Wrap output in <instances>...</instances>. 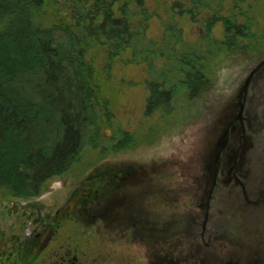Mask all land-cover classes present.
<instances>
[{
	"label": "flooded vegetation",
	"instance_id": "af4514ba",
	"mask_svg": "<svg viewBox=\"0 0 264 264\" xmlns=\"http://www.w3.org/2000/svg\"><path fill=\"white\" fill-rule=\"evenodd\" d=\"M185 2L192 10L201 11L197 15L200 17L194 18L195 13H189L182 9L183 4L175 3L172 18L185 15L192 21L196 19L194 24L201 25L197 43L190 50L193 54L209 57V64L203 70L206 78L213 81L212 85L216 79L211 74L212 63L221 60L227 66L232 57L242 60V55L251 58L258 54L252 63L247 61L249 66L245 61H239L244 69L252 68L240 85V93L244 92L243 85L264 67V26L257 28L249 17L251 13L238 4L225 9L220 0ZM251 2L264 10V0ZM219 27L222 39L211 34ZM155 48L159 51L157 53L155 49V55L171 52L162 43ZM129 49L133 53L137 50ZM194 71H198V66H194ZM183 81L182 78L174 80L169 87L172 103ZM150 85L160 86L159 92L168 90L158 82ZM150 85L147 101L151 99ZM179 94L183 95L182 89ZM202 97L196 92L194 97L183 99L199 106ZM242 99L240 96L238 100ZM186 114L184 110L181 116ZM195 114L198 117L199 111ZM242 114L245 120L246 108ZM241 132H244L243 128ZM125 135L114 141L112 153L121 155L127 151L129 142ZM142 143L135 144L133 148L136 149L132 152L140 150ZM181 162L184 164L181 159L172 167L174 176L157 178L154 175L157 172H150L146 164H118L114 170L105 171L103 164L96 162L85 172L77 170L76 175H72L69 169L46 179L27 199L0 189L4 195L0 197V264H264V222L260 218L251 223L243 217L247 208L264 210V204L258 199V195L263 197L258 187L260 179L249 175L240 178L239 182L231 180L229 164H225L224 178L216 181L214 192L208 195L204 191L198 192L200 183L196 177H183L185 165L180 166ZM249 180H255L251 185L252 195L246 192ZM184 183L196 184L197 188L186 191ZM210 185L206 182L207 188L210 189ZM236 188H240L244 196L242 205L236 195H232ZM249 197L255 201H248ZM232 198L233 204L229 202ZM247 204L250 207H246ZM182 217L189 218L183 228L180 225ZM254 219L250 218V221ZM180 238L185 240L186 249L177 242ZM171 239L174 242L167 246ZM174 252L179 255L177 260Z\"/></svg>",
	"mask_w": 264,
	"mask_h": 264
},
{
	"label": "trees",
	"instance_id": "16d2710c",
	"mask_svg": "<svg viewBox=\"0 0 264 264\" xmlns=\"http://www.w3.org/2000/svg\"><path fill=\"white\" fill-rule=\"evenodd\" d=\"M47 2L0 0V189L23 198L34 195L46 179L69 170L84 147L95 144L97 115L108 105L100 76L110 71L117 52L133 46L139 36V29L130 27L125 6L117 8L120 17H115V0H63L75 16L55 11L58 19L45 26L41 12ZM99 48L112 52L101 67L96 65L102 58ZM141 51L147 55L150 50ZM152 55L164 60L163 54ZM208 58L188 50L168 59L178 68L176 76H184V86L194 74L206 78ZM150 87L147 111L172 103L171 89ZM199 90L193 88L189 98Z\"/></svg>",
	"mask_w": 264,
	"mask_h": 264
},
{
	"label": "rangeland",
	"instance_id": "374dc122",
	"mask_svg": "<svg viewBox=\"0 0 264 264\" xmlns=\"http://www.w3.org/2000/svg\"><path fill=\"white\" fill-rule=\"evenodd\" d=\"M47 1V4H45L41 12L43 18L42 24L45 26H50L56 22L58 18H55V11L58 12V14L65 13L66 17L72 18L75 16L72 7L69 9L63 6V0H60V4L58 3L59 0ZM115 1L113 7L115 17H120V13H118L116 9L125 6L124 10L128 12L130 15L129 18L132 20L130 21L131 27L139 29V36L136 37L137 41H132L131 44H133V46L130 45V48H133V50L137 48L135 60H131L133 51L126 48L125 51L117 52L119 55L117 59L110 60L112 64L110 71L106 75L101 74L100 85L105 90L104 93L102 92V98L108 103L107 109L104 112L99 109L101 113L97 115L95 122L96 126L92 133V136H95L92 140L95 144L92 143L84 147L78 161L70 168V174L76 175L75 173L78 172L77 170H79L80 173L81 171L85 172L94 167L97 164L96 162H101L105 171L114 170L113 167L118 164H146L150 167V172L153 170L157 172L154 173L156 178L164 176L172 177L174 176V169L172 167L177 165L176 163L181 160V157L184 159L188 154L191 155L189 151L193 150L192 148L194 145H192V142H196V138H199V146H201V139H205L204 136L208 132V129L214 125V120L219 112H222L229 104L234 106V104L241 102V100L237 99L240 97V91H242L239 88L252 68L248 67L244 69V67L240 65V62L245 61L249 66L247 61L252 63L255 61L258 54L251 58L242 55V60L238 57H232L228 59L229 65L227 66L226 63L221 60L216 64L212 63L213 69H211V74L212 77H216L214 80L215 85H212L213 81H210L211 85L206 86L207 78L204 76L203 79L199 76L196 78L191 77L189 80H185L188 83L187 85L182 86V88L180 87L183 91V95L179 94L181 89H178L177 96L173 100V103H170L167 107L166 104L163 106L160 104L158 107H154L147 111L146 102L149 97L148 85L158 82L169 89L174 80L176 81L179 78L184 80L183 75L179 76L177 74L176 77L174 69L178 68L172 65L168 58L180 57L186 53L185 49L190 50L194 48L202 30L201 25L193 23L196 19L192 21L189 17V20L185 15H180L179 18H172V16H174L172 6L175 3L180 5L183 4L182 9L189 11V13H195L194 18L200 17H197V15H199L201 11L189 8L190 6L186 4L185 0ZM220 1H223L222 3L225 9H232L238 4L244 11L251 13L248 15L250 19L254 21L257 28L261 27L262 29V25L264 26V10L255 7L253 5L254 2H251L252 0ZM249 7L252 9H249ZM256 10L257 13H254ZM185 11H183L182 14H184ZM176 12L178 13V11ZM204 15L205 14L201 15V17ZM179 31L182 32L181 34H183V36L179 35ZM211 34L214 38H223L220 27L215 28ZM167 38L173 39L174 42H167ZM161 43L171 49V52L164 55V60L157 61L154 60L156 56L152 54L155 49V51L159 53L158 49L155 47H158ZM145 47L150 50L147 55L141 51L145 49ZM114 53L115 52H113V54ZM98 54H102V58L97 61L96 65L98 64V66L101 67L106 63V54L112 55V52H109L106 48H99ZM129 62H132V64ZM98 66L95 68H98ZM160 72L163 73L160 74ZM263 80H261L262 83ZM262 83L259 82V85L252 89L250 94L246 95L250 98L247 104H245L246 114L251 119L250 123L252 127L251 132H248L250 148L246 150L243 156L245 164H243L240 169L242 172L256 176L258 180L260 179L261 185H258L259 191L264 194V83ZM195 87L201 88V91H197V95L203 96L200 100L202 103L199 104V106L188 101L186 102L185 99H183V97L187 99L189 93ZM211 96L215 98H212V100L210 99ZM100 107L102 108L103 106L101 105ZM161 107L164 109L166 108L168 112L164 114ZM261 109H263L262 113H260ZM184 110L187 112L185 115L186 117L181 116ZM196 111H199L198 117L195 114ZM124 133H126L125 140L130 144H126V152L124 151L121 155H116V153L111 152L112 146L114 141L124 137ZM210 134L209 137L206 136L205 141H211L213 137L212 132ZM129 137H131V140L128 139ZM140 142H143L139 147L140 150L132 152L136 149L133 148L135 144H139ZM132 144L133 146L131 147ZM202 147L203 146H201V148ZM201 148L199 147V149ZM202 152L205 153L204 155L206 157L207 152ZM201 171H204V169L201 168L199 170V176H203L204 174V172ZM194 176H196V174H194ZM240 178L239 175H236L234 179L239 182ZM241 182L243 181L241 180ZM254 182L255 180H249L247 183L245 181L247 184L246 192L250 195L253 194L251 193V185L254 184ZM232 193V195H236L239 205L245 202L244 196L241 195L240 188L232 190ZM3 196L4 195L0 193V197ZM15 196L21 197V194ZM29 197L31 196L27 198ZM27 198L25 197L23 199ZM263 198L264 195L263 197L258 195V199ZM234 201V198H232L229 202L233 204ZM248 201L253 202L255 200L253 197H249ZM254 216H256L257 219H254ZM243 217L251 223L256 222V220L260 218V220L264 222V210L247 208ZM250 218L255 221H250ZM181 219L183 228L186 226V223H188L189 218L182 217ZM263 225L261 224L262 228ZM172 242H174L173 239L168 240L167 246ZM177 242L181 244L180 247L182 249H186L187 245L184 239L180 238ZM170 250L172 251V249H168L167 251L170 252ZM158 251L159 254H161L159 248ZM173 256L176 259L179 255H176V252H174ZM184 257H186V255Z\"/></svg>",
	"mask_w": 264,
	"mask_h": 264
},
{
	"label": "water",
	"instance_id": "95a60500",
	"mask_svg": "<svg viewBox=\"0 0 264 264\" xmlns=\"http://www.w3.org/2000/svg\"><path fill=\"white\" fill-rule=\"evenodd\" d=\"M262 79H264V68H262L259 73H256L250 81H247L245 85H243L242 88L245 93L242 92L240 94V96L243 97L240 102L241 105H239V102L234 104V106L229 104L224 110H222V112H219L216 117L217 120H214V125L208 129V132L204 136L206 139V136L209 137L212 132L213 137L211 138V141L208 142L205 141V139H201L200 145L203 146L201 148V146H199V138H196V142L194 141L195 145L193 144V150L189 151L191 155L188 154L184 159L183 157L181 158L184 164L181 162L180 166L185 165L182 167L185 171L183 177H196L200 183V188L198 189L199 193L204 191V193L211 195L214 192L213 188L216 185V181H221L222 178H224L223 170L224 167H226L225 164H229L228 172L231 180H234L235 175H239L241 178H247V176L250 177L248 173L242 172L240 169L244 163L243 156L249 148L248 132L251 128V119L246 116L245 120H243L242 113L245 111V104H247L250 99L249 96L246 95L250 94L251 90L256 88L257 84ZM242 128L244 132H241ZM199 147L201 149H199ZM202 151L207 152L206 157L204 155L205 153ZM199 164L201 165V168L204 169V171H201L204 172L203 176H199V170L201 169ZM234 173L236 174L234 175ZM194 174H196V176H194ZM206 182H209V184L211 183L210 189L207 188ZM183 185L184 187L187 185L186 191H191L192 189L197 188L196 184L189 185L188 183H184ZM260 201L264 204V200L261 199ZM246 207L250 206L247 204ZM180 225H182L181 222Z\"/></svg>",
	"mask_w": 264,
	"mask_h": 264
}]
</instances>
